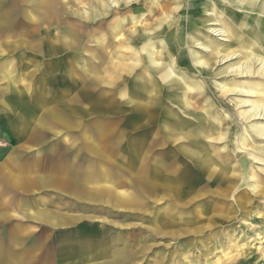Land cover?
Returning <instances> with one entry per match:
<instances>
[{"label":"rangeland","instance_id":"obj_1","mask_svg":"<svg viewBox=\"0 0 264 264\" xmlns=\"http://www.w3.org/2000/svg\"><path fill=\"white\" fill-rule=\"evenodd\" d=\"M170 3L138 0L100 20L102 0H0V169L4 180H29L8 188L4 200L27 196L28 210L52 217L27 211V237L35 244L49 238L60 264H264V63L254 58L246 71L234 56L198 73L208 51L181 43L187 7L174 0L180 7L165 20ZM134 13L156 40L157 60L175 72L174 79L170 67L154 73L159 94L142 117L121 98L134 75L119 90L89 82L109 79L132 46ZM142 66L135 74L148 79ZM138 100L146 104L148 95ZM166 109L192 127L220 124L221 137L207 143L213 162L232 172L230 182L219 185L192 168L179 151L186 145L179 127L163 129ZM140 149L144 171L135 166ZM179 167L180 190L157 183V171ZM59 215L64 220H53Z\"/></svg>","mask_w":264,"mask_h":264},{"label":"bare ground","instance_id":"obj_2","mask_svg":"<svg viewBox=\"0 0 264 264\" xmlns=\"http://www.w3.org/2000/svg\"><path fill=\"white\" fill-rule=\"evenodd\" d=\"M135 1L138 0H102L103 5L98 6L96 10H103V7L104 9L106 7V11L98 15L100 17V20H104L108 16L109 11L120 9L126 4ZM158 1L159 0H157V2ZM180 4H185V6L187 7V10L183 11L181 15V23L178 25L181 31V43L197 45L202 47L205 51H208V53L206 52V56L201 57L197 63V66H199L197 68L198 73L208 74L213 70L215 63L218 60H220L221 58L225 60L234 56H238L241 62H243L239 69H244L246 71H250V67L252 66L254 58H257L258 61L260 60L262 64L264 63V38H262V36H260L259 34L262 29L264 30V0H181ZM173 5L174 0H171V7H166L167 11H164L163 13L166 16L165 20L167 18L170 19V15L168 13L171 11V9L175 12L178 11V8L180 7H173ZM155 11L158 12V9L153 10V12L151 11V13H155ZM138 16L139 14L136 13L132 15L133 22L135 21L136 23L135 31H131L133 38L132 46L127 49V53L122 54V56L120 55L122 58L119 63L117 62V64H113L112 70L109 72V79L107 77H99L96 79L90 78L89 82L91 85H95V82H104L108 85L113 86L115 90H119L118 87L122 86L127 81L128 75H134L135 82L133 84V87L130 91H128V93L126 92V94H123L121 98L127 99V102L124 101V103L126 104V108H130L131 112L134 111L133 109L138 110L139 112L137 115L142 117V115L146 116L151 114L150 106L154 104V94H159L158 85L156 84V80L154 78V73L156 71L164 69L165 67H170L169 69L171 70V79H174L175 72L173 67L169 66L168 63L157 60V55H161V52L157 51L155 45L156 40L154 38H150L151 34L142 33L141 27L143 26V22L140 23L139 21H136ZM167 25L173 26L171 23H168ZM211 26L217 27L214 28ZM186 29H189L191 33L187 34L188 37L185 38L182 35ZM117 32H113L112 37H114ZM219 37H224L225 39H227L229 41V44H224L221 42L219 43ZM44 42L42 41L41 46L44 45ZM160 42L162 41L160 40ZM118 44L121 43L118 42ZM161 50L164 51V49ZM143 64H145L147 67L143 68L142 72H145V75L148 79H143L141 77H138V74H135L139 71V69L144 67L142 66ZM72 75L74 76V73H72ZM72 80L74 83L77 82V79L75 80L74 78H72ZM156 86L157 90L155 88ZM147 95L149 101L146 104H144L143 101L138 100L141 99V97H146ZM186 97H188L187 94ZM111 106H113V103H109V107ZM147 106H149L150 108ZM166 111V114L168 113L167 116L169 117V120H166L162 124L163 129L169 131L172 129V127H179L177 129L178 134L182 137V139L186 141V145L179 147V151L183 156L187 157L192 162V168H194V170L202 176L207 177L208 179L213 181L216 180L219 185H221L220 182H230L231 180L229 179L231 178L229 173L232 172H230L229 168L219 167L213 162L211 156L213 145L207 143V140L209 141L221 137L219 129L220 124H212L209 121L206 123H200L196 127H192L191 125H187L183 120H177L178 115L176 113H173L167 109ZM129 123H131V120L129 121ZM144 124L146 123L143 122V124L141 125L143 126ZM99 130L101 131V129ZM173 131L175 132V130ZM94 134L95 133H93V135ZM261 150L264 153V147ZM141 152V149L138 151L134 150L133 154L136 157L135 166L139 171H144L146 170L144 168V160L141 158L139 159V155ZM129 160L131 161V158ZM130 163L132 164V162ZM180 169V167L177 170L169 168L168 173L157 171V183H160L159 185L162 186V188L175 186V188H178L180 190V185H182V178H176L174 176V174H178ZM167 183L171 184L169 186H166Z\"/></svg>","mask_w":264,"mask_h":264},{"label":"crops","instance_id":"obj_3","mask_svg":"<svg viewBox=\"0 0 264 264\" xmlns=\"http://www.w3.org/2000/svg\"><path fill=\"white\" fill-rule=\"evenodd\" d=\"M18 171H20L23 177L28 175L27 173L24 172L23 169H20ZM0 180H1L0 188L5 189V190H2V189L0 190V264H19V263L21 264H60V262L63 261V259L62 260L60 259L61 257L60 254H58L56 258L55 257L51 258L50 256V245L48 243L49 238L46 239L45 242H43L42 240L43 238H41V242L38 241L35 244L34 242L30 241L29 237H27L32 229V225L30 224L31 220L26 218L28 214L27 211H31L34 217L39 214L38 215L39 217L47 220L48 222H50L49 219H51L52 217H49L48 213H46L47 215L45 217L43 214L44 213L43 211H40L39 213L37 212L35 214V211L32 210V208L28 210L27 196H22L21 198H19L18 196L10 197L8 195L10 199L8 201L4 200V196L7 195L6 192H8L7 191L8 188L12 189V187H17V186L19 187L18 183L26 184L25 181H29V180L26 179V180L19 181L16 178L15 179L11 178L10 180H4L2 178L1 169H0ZM20 193H24V192H20ZM31 195L32 193H30V198H31ZM20 204L24 206H20ZM53 220L59 221V220H64V218L62 216L57 217V218L54 217ZM55 221L54 223H56ZM44 224L46 226L45 227L42 226L41 228L48 229L50 225L46 223ZM82 250H85V249H82ZM62 251L63 249L59 247L58 252L61 253ZM73 263L78 264V261H74Z\"/></svg>","mask_w":264,"mask_h":264}]
</instances>
